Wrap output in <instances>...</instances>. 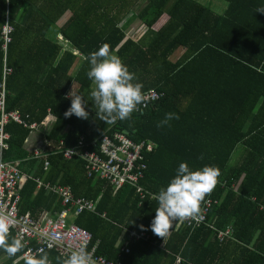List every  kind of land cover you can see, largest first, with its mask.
<instances>
[{
    "label": "trees",
    "instance_id": "obj_1",
    "mask_svg": "<svg viewBox=\"0 0 264 264\" xmlns=\"http://www.w3.org/2000/svg\"><path fill=\"white\" fill-rule=\"evenodd\" d=\"M41 1V8H34L36 0H0V80L1 29L7 15L14 26L7 51L12 68L7 111L17 109L29 115L30 123L40 125L54 116L46 133L48 146L43 148L49 153L47 169L45 158H34L25 149L32 130L15 122L6 126L11 138L5 159L18 162L23 175L20 212L38 219L64 208L58 195L37 187L39 178L68 185L75 197L95 202V212L72 214L69 219L91 233L89 249L97 245V253L110 260L264 264V14L255 11L264 7V0H225L222 14L197 0H81L79 8L74 0ZM68 7V17L56 32L77 54L50 35ZM133 20L147 28L148 40L126 38L127 24ZM104 43L135 74L134 82L142 84L143 94L154 89L162 97L143 113L135 111L130 119L112 124L100 120L91 101L86 105L88 119L66 118L67 93L73 89L87 97L94 87L86 77L89 66L84 57ZM180 49L184 52L173 60ZM75 64L78 67L71 73ZM166 112L179 118L157 127ZM116 131L126 132L136 142L156 144L146 157L147 170L140 183L144 199L130 185L114 190L107 181L88 177L82 159L63 156V149L81 137L89 144ZM238 147L243 154L232 165ZM181 162L193 169L210 165L219 170L216 187L205 197L218 203L200 227L190 229L180 221L165 238L160 237L149 228L158 206L155 195ZM228 228L232 233L220 240L218 233ZM131 231L145 232L150 238L130 240ZM9 236L15 237L14 231ZM127 243L128 253L122 251ZM24 251L25 247L9 257L0 250V259L4 264H24ZM46 253L49 264L64 258L59 251Z\"/></svg>",
    "mask_w": 264,
    "mask_h": 264
},
{
    "label": "built area",
    "instance_id": "obj_2",
    "mask_svg": "<svg viewBox=\"0 0 264 264\" xmlns=\"http://www.w3.org/2000/svg\"><path fill=\"white\" fill-rule=\"evenodd\" d=\"M14 26L7 15L2 26V48L4 51L3 75L0 80V215H7L12 220L11 231L15 237L20 238L25 243V251L22 259L28 256H38L41 252L59 251L64 257L69 250L78 248L82 243L92 253L95 264H122V260L116 261L108 259L106 256L97 253V245L91 249L90 243L92 235L87 230L70 221L71 215H77L84 211L95 212V202L86 197H75L70 186L60 183L44 182L36 178L37 187L45 189L58 195L64 207L60 213L50 216L44 214L35 219L29 212L21 213L19 204L21 200L20 190L22 186V173L18 168V162H10L5 159V151L9 149L11 134L6 130V126L11 122L21 124L36 130L40 124L30 123L29 115H23L19 110L7 111V78L12 73V68L8 65V46L13 40ZM162 93L151 89L144 93V102L137 107L136 111L143 113L144 110L161 97ZM99 138V137H98ZM92 140L89 144L81 137L79 142L69 148L63 149V156L66 159L79 158L84 161L85 171L88 177H97L107 181L114 190H119L126 185L136 188L142 199L146 193L141 186V181L147 170L146 157L152 153L156 144L150 141H134L126 132L116 131L113 134H104L99 139ZM49 153L43 149L33 150L34 158H45V169L49 167L47 157ZM154 197V196H152ZM218 200L209 197L205 200L201 213L196 220L182 221L183 226L196 229L207 219V215ZM105 217V213L102 214ZM232 230L228 228L218 233V238L223 240L230 235ZM130 240H148L149 234L145 232H129ZM128 253V243L122 249ZM181 259H177L180 263ZM0 264H4L0 259Z\"/></svg>",
    "mask_w": 264,
    "mask_h": 264
},
{
    "label": "clouds",
    "instance_id": "obj_3",
    "mask_svg": "<svg viewBox=\"0 0 264 264\" xmlns=\"http://www.w3.org/2000/svg\"><path fill=\"white\" fill-rule=\"evenodd\" d=\"M255 11L264 14V7H258ZM84 59L89 66L86 77L94 87L87 97L73 89L67 93L65 98H70V106L64 116L67 118L75 115L77 118L88 119L86 105L91 101L96 115L106 124L130 119L144 102L142 84L134 82L135 74L111 54L107 43L88 53ZM178 118L177 114L166 112L157 127ZM219 175V170L214 166L204 165L193 169L185 162L179 163L167 185L155 195L158 206L150 222V230L165 238L176 222L198 219L201 205L216 187ZM11 227V218L0 215V250L14 257L24 249L25 243L20 238L9 236ZM24 264H49L48 254L41 252L38 256H28ZM58 264H95V260L86 244L82 243L78 248L69 250L66 257L58 260Z\"/></svg>",
    "mask_w": 264,
    "mask_h": 264
},
{
    "label": "crops",
    "instance_id": "obj_4",
    "mask_svg": "<svg viewBox=\"0 0 264 264\" xmlns=\"http://www.w3.org/2000/svg\"><path fill=\"white\" fill-rule=\"evenodd\" d=\"M36 1H37V5H35L34 8H41V6L43 5L41 3L42 1L41 0H36ZM80 1L81 0H74V3H77L74 7L79 8L80 4H81V3H79ZM74 3L71 6H73ZM68 5H70V3ZM139 6H137V7H139ZM69 7H68V12L61 18V20L57 23V25L54 26V28L51 30L50 35H51L52 39L56 38V40H58L60 43H62L63 47H65L66 49H73L71 47V45L68 43V41L65 40L61 35L57 34V32H56L58 26L60 27L61 23L63 21H65V19L68 17V13L70 12ZM73 51L75 54L79 53V51H77L75 49H73ZM77 67H78V65L75 64L71 73H75ZM53 122H54V116L50 114L46 118L44 123H42L36 130H34L30 133L29 137L27 138V140L25 142V149L27 151L33 152V150H35V149H43V148H46L48 146L47 145L48 141L46 140V133L48 132V130H49L50 126L53 124Z\"/></svg>",
    "mask_w": 264,
    "mask_h": 264
},
{
    "label": "rangeland",
    "instance_id": "obj_5",
    "mask_svg": "<svg viewBox=\"0 0 264 264\" xmlns=\"http://www.w3.org/2000/svg\"><path fill=\"white\" fill-rule=\"evenodd\" d=\"M197 1H199L203 5L211 8L213 11H215L218 14H222L227 7V2L225 0H197ZM141 5L137 8H135V12L139 11ZM127 25H128V29L126 32L127 33L126 38L133 37L134 39H138V38L141 39V38L146 36L143 40H148V37H147L148 35L145 34L147 28L142 23H140L139 20H136V21L133 20L131 23H129ZM183 52H184L183 49L178 50L172 56V59L175 60V59L179 58ZM242 154H243L242 148L238 147L235 150V152L233 153L230 164L233 165V164H236L237 162H239L241 160L240 158L242 157Z\"/></svg>",
    "mask_w": 264,
    "mask_h": 264
}]
</instances>
